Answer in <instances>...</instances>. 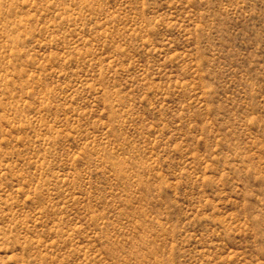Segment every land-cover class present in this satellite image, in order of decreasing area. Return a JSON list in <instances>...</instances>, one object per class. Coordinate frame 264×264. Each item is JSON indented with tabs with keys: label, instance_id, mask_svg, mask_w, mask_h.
<instances>
[{
	"label": "rangeland",
	"instance_id": "rangeland-1",
	"mask_svg": "<svg viewBox=\"0 0 264 264\" xmlns=\"http://www.w3.org/2000/svg\"><path fill=\"white\" fill-rule=\"evenodd\" d=\"M0 264H264V0H0Z\"/></svg>",
	"mask_w": 264,
	"mask_h": 264
}]
</instances>
